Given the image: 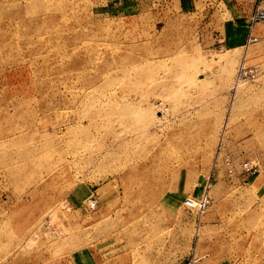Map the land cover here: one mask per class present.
<instances>
[{"label":"rangeland","instance_id":"1","mask_svg":"<svg viewBox=\"0 0 264 264\" xmlns=\"http://www.w3.org/2000/svg\"><path fill=\"white\" fill-rule=\"evenodd\" d=\"M189 2L0 0V264H264V0Z\"/></svg>","mask_w":264,"mask_h":264},{"label":"built area","instance_id":"2","mask_svg":"<svg viewBox=\"0 0 264 264\" xmlns=\"http://www.w3.org/2000/svg\"><path fill=\"white\" fill-rule=\"evenodd\" d=\"M259 24H264V8H262L260 5H257L252 16L250 19V31H249V35H248V43H255L257 42V38L254 36L253 34V30L255 29V27ZM244 165V166H243ZM241 167V172H240V177L241 176H246V177H250L253 174H255L257 172V168L254 166H251L250 164H243ZM206 200H198L199 202L195 204V207L199 210V211H205L207 205H209V199L207 197H205ZM186 205L190 208H192L194 206V203L192 200L188 199L186 201ZM91 207L96 208L97 207V201H95V203L93 204V206L90 204ZM186 264H195L194 260H189Z\"/></svg>","mask_w":264,"mask_h":264},{"label":"crops","instance_id":"3","mask_svg":"<svg viewBox=\"0 0 264 264\" xmlns=\"http://www.w3.org/2000/svg\"><path fill=\"white\" fill-rule=\"evenodd\" d=\"M184 3H182V8L183 9H187L190 8V2L189 0H182ZM256 29V28H255ZM254 35L257 36V34L255 33L254 30ZM247 36H248V30H247V34H246V38L244 37L242 40V43L245 45L246 44V40H247ZM182 199L181 195L179 194H175L174 192L170 195V197L168 198V203H169V207L172 208V210H174L180 203V200ZM175 200V201H174ZM95 258H92V261L89 262V264H93L95 262Z\"/></svg>","mask_w":264,"mask_h":264},{"label":"bare ground","instance_id":"4","mask_svg":"<svg viewBox=\"0 0 264 264\" xmlns=\"http://www.w3.org/2000/svg\"><path fill=\"white\" fill-rule=\"evenodd\" d=\"M259 25H260V24H259ZM255 28H256V27H255ZM254 30H255V29H254ZM254 30H253V34H254ZM248 35H249V33H248ZM254 36H255V35H254ZM255 37L257 38V42H255V43L260 42L261 39H260L259 37H257V36H255ZM247 40H248V37H247ZM247 40H246V44H247V45L255 44V43H248ZM242 67H243V66H242ZM242 67H241V70H240V72H239L240 74L243 73V70H242L243 68H242ZM241 75H242V74H241ZM239 79H240V78H239ZM205 197L208 198V196H205ZM208 199H209V198H208ZM190 200H191V199H190ZM202 200L204 201V200H206V198H204V199H202ZM202 200H201V201H202ZM192 201H193V203H194V206H193L192 208L195 209V210H198V209L195 207V204L198 203L199 201H194V200H192ZM207 207H208V205H207ZM207 207H206V208H207ZM198 211H199V210H198ZM200 212L202 213V211H200ZM203 212H204V211H203Z\"/></svg>","mask_w":264,"mask_h":264}]
</instances>
